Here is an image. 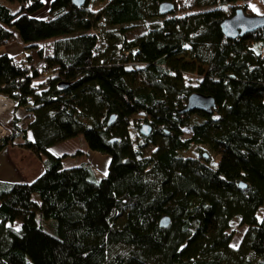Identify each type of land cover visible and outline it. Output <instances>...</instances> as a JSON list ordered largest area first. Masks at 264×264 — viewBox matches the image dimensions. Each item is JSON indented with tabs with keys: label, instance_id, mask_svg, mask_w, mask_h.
<instances>
[{
	"label": "trees",
	"instance_id": "16d2710c",
	"mask_svg": "<svg viewBox=\"0 0 264 264\" xmlns=\"http://www.w3.org/2000/svg\"><path fill=\"white\" fill-rule=\"evenodd\" d=\"M1 1L0 46L24 57L0 54V151L45 170L0 180V264H264V29L228 39L219 25L237 8L264 16V0H49L42 18L44 0ZM195 92L210 113L180 112ZM76 135L107 156L99 179L50 152Z\"/></svg>",
	"mask_w": 264,
	"mask_h": 264
},
{
	"label": "rangeland",
	"instance_id": "374dc122",
	"mask_svg": "<svg viewBox=\"0 0 264 264\" xmlns=\"http://www.w3.org/2000/svg\"><path fill=\"white\" fill-rule=\"evenodd\" d=\"M0 2L2 1L0 0ZM44 2L45 4L41 8V10H39L37 17L42 18L43 15H46L47 13L46 10H47L49 0H44ZM8 6L11 8L12 11L15 9L9 3H8ZM250 6L255 13L263 14L262 13L263 8L258 2H251ZM132 29L133 30L128 32V34L126 35L128 39L137 37V35L144 33L146 30V25L144 23L139 22L137 23V26H135ZM2 53H5V54L7 53L8 55L13 56L16 61L21 60L24 57L23 52H22V45L20 44L18 40L14 42L6 43L5 45H1L0 54ZM3 100H5L7 104L3 110H1L2 108H0V120L5 122V121H8L10 118V115L12 113L11 109L13 106V102L8 101L6 98H3ZM9 102H11V104L8 107ZM21 112L24 114L23 111ZM24 117L25 115L22 117V121H21L23 124L27 122L26 118L24 119ZM0 129H1L0 136L7 134L6 131L1 126H0ZM186 135L187 133H185V136ZM50 152L53 153L54 155L56 154V155L62 156L61 164H62V167L65 169L70 168V167H77V165H81V163H88V159L90 158V155H91L90 154L91 151L88 149V146L86 142L84 141L82 135H76V137L65 139V141L58 143L54 145V147L50 148ZM188 154L190 155V153ZM101 176L102 175H97V178L99 179ZM32 198L34 201L39 202V197H37L36 195L32 196ZM231 228L234 233V236L230 244L232 245V247H235L238 245L237 243L240 240L241 236L243 235L244 228L240 227L237 224V222H235L234 220H233V223L231 224ZM46 231H48L50 234H53V232L50 230H46Z\"/></svg>",
	"mask_w": 264,
	"mask_h": 264
},
{
	"label": "water",
	"instance_id": "95a60500",
	"mask_svg": "<svg viewBox=\"0 0 264 264\" xmlns=\"http://www.w3.org/2000/svg\"><path fill=\"white\" fill-rule=\"evenodd\" d=\"M84 0H71V3L80 7ZM158 13L160 15L168 14L172 9L173 5L171 3H160L158 5ZM220 31L222 35L228 39H235L237 36H243L247 33L257 31V29H264V16H248L244 15L242 11L237 8L235 9L232 16L224 18L220 23ZM185 106L180 112H190V111H201L203 113H210L211 109L214 107L213 98L209 95H202L200 93H192L186 98ZM113 119L110 116L109 122ZM151 131V128L142 124L139 129V134L142 136H147ZM241 187V186H240ZM158 224L161 227H166L168 225V218L161 217Z\"/></svg>",
	"mask_w": 264,
	"mask_h": 264
},
{
	"label": "crops",
	"instance_id": "0c3cea01",
	"mask_svg": "<svg viewBox=\"0 0 264 264\" xmlns=\"http://www.w3.org/2000/svg\"><path fill=\"white\" fill-rule=\"evenodd\" d=\"M90 154L88 163L91 168L97 175H105L109 162L107 156L93 151ZM44 170L45 164L35 154L24 149L11 146L0 151V180L30 182Z\"/></svg>",
	"mask_w": 264,
	"mask_h": 264
},
{
	"label": "bare ground",
	"instance_id": "6f19581e",
	"mask_svg": "<svg viewBox=\"0 0 264 264\" xmlns=\"http://www.w3.org/2000/svg\"><path fill=\"white\" fill-rule=\"evenodd\" d=\"M6 101H4L1 97H0V108H2L1 110L4 109V107L6 106ZM11 104V102L8 103V107L9 105ZM0 132H1V129H0Z\"/></svg>",
	"mask_w": 264,
	"mask_h": 264
},
{
	"label": "built area",
	"instance_id": "2783aa9c",
	"mask_svg": "<svg viewBox=\"0 0 264 264\" xmlns=\"http://www.w3.org/2000/svg\"><path fill=\"white\" fill-rule=\"evenodd\" d=\"M258 52H259V55H260L261 57L264 58V44L261 45V47L259 48ZM2 99H3V98H2ZM7 100H8V99H7ZM4 101H5V100H4ZM8 101H11V100H8ZM11 102H12V101H11Z\"/></svg>",
	"mask_w": 264,
	"mask_h": 264
}]
</instances>
